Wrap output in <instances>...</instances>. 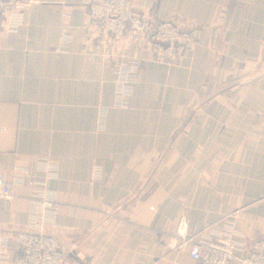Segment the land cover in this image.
I'll return each mask as SVG.
<instances>
[{
    "label": "crops",
    "instance_id": "1",
    "mask_svg": "<svg viewBox=\"0 0 264 264\" xmlns=\"http://www.w3.org/2000/svg\"><path fill=\"white\" fill-rule=\"evenodd\" d=\"M20 1L31 4L22 27L0 37V167L16 183L0 234L29 231L43 181L56 197L45 230L65 264H198L190 242L168 246L180 227L198 240L231 228L239 243L264 238V0H133L204 34L170 67L143 63L126 108L115 67L150 58L143 47L89 33L93 0ZM62 1L73 38L59 53ZM43 160L56 179L39 173Z\"/></svg>",
    "mask_w": 264,
    "mask_h": 264
},
{
    "label": "built area",
    "instance_id": "2",
    "mask_svg": "<svg viewBox=\"0 0 264 264\" xmlns=\"http://www.w3.org/2000/svg\"><path fill=\"white\" fill-rule=\"evenodd\" d=\"M31 4L20 0H0V37L18 33L23 25L24 14ZM62 23L60 45L57 51L64 53L72 43L70 22L73 6L61 2ZM88 32L98 34L107 45L143 47L150 58H135L115 67V106L128 107L143 63L172 66L195 50L203 38L204 30L175 20L156 22L135 7L133 0H93L88 4ZM106 114H100L104 125ZM39 173L47 180L56 179L58 167L48 160L39 162ZM95 179L101 178V168L94 170ZM18 183V182H17ZM5 180L0 167V199L14 197V186ZM29 231L14 235L0 234V264H65V252L59 240L46 232L55 222V195L46 182H33ZM232 228L223 236L196 239L189 237L185 227H180L169 239L171 249L181 243H191L190 257L198 264H264V238L250 244L234 239ZM72 250V249H70Z\"/></svg>",
    "mask_w": 264,
    "mask_h": 264
}]
</instances>
